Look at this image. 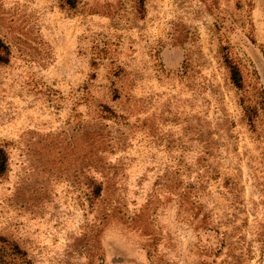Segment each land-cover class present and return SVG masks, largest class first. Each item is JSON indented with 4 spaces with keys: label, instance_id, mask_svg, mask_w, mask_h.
<instances>
[{
    "label": "rangeland",
    "instance_id": "374dc122",
    "mask_svg": "<svg viewBox=\"0 0 264 264\" xmlns=\"http://www.w3.org/2000/svg\"><path fill=\"white\" fill-rule=\"evenodd\" d=\"M140 1L0 0V264H264V0Z\"/></svg>",
    "mask_w": 264,
    "mask_h": 264
},
{
    "label": "trees",
    "instance_id": "16d2710c",
    "mask_svg": "<svg viewBox=\"0 0 264 264\" xmlns=\"http://www.w3.org/2000/svg\"><path fill=\"white\" fill-rule=\"evenodd\" d=\"M139 2H142V1L139 0ZM0 48H3L7 54L8 47L6 45H4L1 42V40H0ZM0 62L6 63L7 59L0 57ZM224 64H225L226 68L228 69L229 80H230V83L233 85V87H235L238 90L243 89V78H242V74H241L239 67L235 63H233L229 59L228 56H224ZM262 103L264 104V97H263ZM244 111H245V115H246V118L248 120V123L251 126H254V123H255L256 118L258 116L257 109H255L254 107L245 106ZM6 161H7L6 155H5L4 151L2 149H0V175H2L5 172ZM89 185L91 188L90 200L93 202V201H96L101 196V193L103 191V184L97 183L93 179H89ZM12 250L15 251L17 249H16V247H12ZM148 259H149V256H148Z\"/></svg>",
    "mask_w": 264,
    "mask_h": 264
}]
</instances>
